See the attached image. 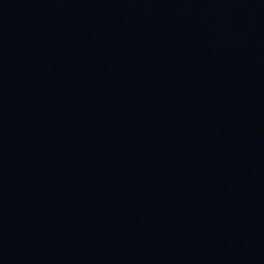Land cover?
Masks as SVG:
<instances>
[{
    "label": "water",
    "instance_id": "obj_1",
    "mask_svg": "<svg viewBox=\"0 0 264 264\" xmlns=\"http://www.w3.org/2000/svg\"><path fill=\"white\" fill-rule=\"evenodd\" d=\"M0 264H264V0H0Z\"/></svg>",
    "mask_w": 264,
    "mask_h": 264
}]
</instances>
